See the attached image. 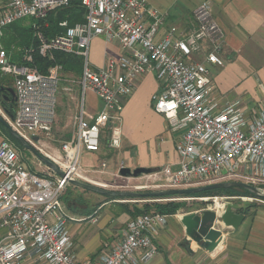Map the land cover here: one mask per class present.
Masks as SVG:
<instances>
[{
  "label": "built area",
  "instance_id": "1",
  "mask_svg": "<svg viewBox=\"0 0 264 264\" xmlns=\"http://www.w3.org/2000/svg\"><path fill=\"white\" fill-rule=\"evenodd\" d=\"M73 2L83 9V21L72 26L67 21L59 23L63 32L51 38L35 30L36 51L42 57L58 52L80 58L82 98L92 92L102 110L89 122L81 102L75 138L62 143L54 157L37 150L63 177L49 169L41 175L30 173L13 144L5 138L0 141V229L4 232L0 264H149L158 253L156 238L169 220L154 212L130 219L116 238L102 243L95 258H77L61 199L71 181H88L81 166L82 153L99 152L104 132L107 147L119 148L121 103L133 94L141 76L152 73L160 85L159 93L152 97L153 110L178 135V170L165 167L159 172L167 187L178 190L239 182L263 192L264 110L248 113L237 103L219 108L209 66H223L219 54L224 40L208 1L193 11L191 31L172 26L158 39L163 15L145 0H0V40L6 28L21 20L33 21L34 28L40 22L47 27L48 14ZM97 38L116 43L120 51L117 57L107 55L101 69L92 68L88 59L90 44ZM22 61L11 62L0 44V73L12 77L15 96L14 114L12 118L7 115L4 123L31 145L37 133L49 135L52 131L62 69L55 66L47 74L38 72L31 66L29 51ZM101 168H106L105 163ZM225 199H201L211 202L195 213L211 210L220 215ZM218 201L223 202L219 213L213 208ZM75 221L97 223L94 216Z\"/></svg>",
  "mask_w": 264,
  "mask_h": 264
},
{
  "label": "crops",
  "instance_id": "2",
  "mask_svg": "<svg viewBox=\"0 0 264 264\" xmlns=\"http://www.w3.org/2000/svg\"><path fill=\"white\" fill-rule=\"evenodd\" d=\"M145 1L163 15L164 24L159 31L158 39L172 26L185 33L191 31L194 27L193 11L200 3L208 1L213 19L220 28L224 40L223 49L219 54L223 66H209L214 86L213 96L219 108L237 103L248 113L264 110V0ZM204 46L206 47L205 44ZM107 55L114 57L120 55L117 44L107 43L99 38L94 39L90 44L88 55L92 68L101 69ZM14 61H17V57ZM61 72L65 73L62 70ZM10 82L12 84V80L0 76V87L10 89ZM63 83L70 82L61 79L60 91L62 88L67 92H73L70 98L59 93L52 130L56 129L67 142L76 136V117L81 102L84 103L86 120L89 122L102 110V104L92 92H88L91 102L86 108L84 97L80 101L79 84L75 87L72 83L69 85ZM159 91L160 85L152 73L144 74L137 80L133 94L121 103L119 148L109 149L107 143L106 145L102 143L105 152L99 153V150L97 156H91L88 160L90 165L94 160L98 161L100 157H105L103 160L110 165L107 166L110 172L119 171L121 168L131 170L145 168L156 172H160L165 167L170 168L172 172L178 170L179 157L175 152L178 135L170 132L167 121L155 113L152 107V97ZM65 121H67L66 128L57 124ZM5 137L6 134L0 127V141ZM34 140L37 141V138ZM21 160L25 165L22 158ZM26 169L30 173L36 171H30L27 167ZM47 170L48 168L44 173ZM1 216L0 214V218ZM90 217L92 216L85 218ZM94 217L97 219V213ZM103 217L100 215L101 219L99 221L97 219V229L92 234L85 230L86 227H80L82 223L68 224L72 236V248L80 261L95 258L102 243L106 239L112 241L122 230L110 215ZM130 219L127 215L123 216L119 223L122 222L124 227ZM180 219L181 217L178 223L174 222L173 230L166 226L159 233L156 238L157 243L155 241L159 255L151 264H264V214L250 218L247 213L244 222L236 231L222 228V242L212 254L205 253L195 244L192 245V254L187 252L184 246L187 237ZM215 227L221 229V225L215 224ZM115 230L116 232H112ZM3 234V230L0 229V239ZM101 236L103 242H100Z\"/></svg>",
  "mask_w": 264,
  "mask_h": 264
},
{
  "label": "rangeland",
  "instance_id": "3",
  "mask_svg": "<svg viewBox=\"0 0 264 264\" xmlns=\"http://www.w3.org/2000/svg\"><path fill=\"white\" fill-rule=\"evenodd\" d=\"M25 20H28V19H25ZM21 21H24V20H21ZM70 22H71V19H70ZM27 24H28L27 22H24V23L21 22L20 24L18 22L16 23V25H19V27H21V28L26 26ZM13 31L14 30L11 29L9 31L4 32V36L0 40V44L2 46V49L5 50L9 54L11 61L13 63L17 64V61L12 60V58L15 55L17 57L21 52H23L22 47L12 46V48H9V49L7 48V43L9 41V37L14 36ZM19 57L21 58L22 55H20ZM0 76L5 77L8 80H12V77L4 76L1 73H0ZM60 78L63 80L64 79L68 80L75 87H77L80 76L68 74V73L63 74L61 72ZM70 83H63V84L69 85ZM9 85L11 86L10 87V89H11L12 88L11 82ZM60 92L63 93L64 95H67L66 97L69 96V98H70V96H71L70 94H72L73 91L67 92V91L63 90L62 88L60 91V83H59L58 92H57V99H59V95H60L59 93ZM88 92H90V91H87L86 95L84 96L86 108H88V105L91 102V100L89 99V95H88L89 93ZM0 99H1V97H0ZM81 99H82V94L80 93V101H81ZM0 116L2 117L3 121L6 122V118H8V116L2 110L1 102H0ZM57 124H60V126L62 128L67 127L66 126L67 121L63 122L62 124L58 122ZM0 127L5 130V132H6L5 139L10 141L13 144L15 151L23 159L25 166L27 168H29L30 171L36 170V171H33V173L36 175H41V173H44V171L46 170V167L43 164H41L35 158V156L33 154H31L27 149H25L24 146L19 144V142L13 138L10 134V131L7 128H5L1 124H0ZM26 134L30 135L31 132L26 131ZM37 135H39V136H36L37 141H31L32 142L31 145L29 143H27V144L30 147H32L33 149H35L36 151L37 150L42 151V153H46L52 157H54L55 155L57 156L59 154L61 144L66 141V138L64 136H62L61 134L57 133L56 129H53L49 135H40L39 133H37ZM102 139L106 141V139H107V133L106 132L103 133ZM103 145L101 146L99 153L105 152L103 149L104 148ZM97 153H88L85 151L82 153L81 166H82V169L85 170L86 177L88 179V181L84 182V183L94 185V186H98V187H100V185H101V187H103L107 191L120 192V193L144 194V193H156V192H161V191L173 190V189L167 187L165 179L162 177L161 174H159V172H156V171H153V173L150 175H141L137 178H132V177L125 178V177H121L118 174V172H119L118 170L113 171V172L108 171L109 168L107 169V166L109 167L110 165H108L106 163V161L103 160V158H105V157H100V159L98 161L94 160L93 163L90 165V163H88V160L93 155L97 156ZM100 156H102V155H100ZM103 163H105V165H106V168H104V169L101 168V164H103ZM35 166H37V167L35 168ZM115 168H116V165H115ZM263 193H264V191H263ZM62 197H63L61 199L62 200V211H63V213H65L69 217V219H68L69 224L82 223V225H80V227L81 228L86 227L85 230L87 229V232L89 231V233H91V234L94 233V231H96V229H97L96 227H97L98 223L90 224L88 222L85 223V221L84 222H76L75 221V220H77L79 218H83V217H84L83 219H87L85 217L90 216V215H85V213L88 210L91 212L93 210H96L98 221H99V219H101L100 215L102 217L106 216V215H110L112 217L113 221L117 222L118 227L120 229H123L122 222L119 223V221H121L122 217L126 216V215L129 219L131 218V216H129L127 214L126 209H128L130 211L137 210L138 213H142L145 211V205H148L150 212L158 213L154 210L153 205L171 203L174 205H178V209L174 215H172V216L166 215L170 218L168 220V223H167V228L173 230L174 222L175 221H176L175 223L179 222V216L199 212L202 209L208 208L209 203L211 201H209V200L201 201V199H205V198H218L219 199L220 198V197L174 196V197H164L161 199L132 197V198H117V199L113 200L112 198L101 196V195L95 194L93 192L83 190L81 188H74L71 185H68L66 187ZM65 197H66V200H65ZM191 198H198V199H191ZM225 198H226L225 199L226 202H232L230 200L233 198H250L251 201L249 203L252 206H251V210L249 213V217L255 218L258 216H262L264 214V200L256 199L251 194H244V196H238V197L228 196ZM233 203H239V200H233ZM98 214H100V215H98ZM138 215H140V214H138ZM91 216H95V215H91ZM71 218L75 219V220H71ZM218 225L220 226L221 224L218 223ZM108 226H109V224L107 225V227ZM179 231L181 234V230H179ZM112 232H116V230L112 231ZM113 234L116 235V233H113ZM181 236H182V234H181ZM101 237L102 238L100 239V242H103V240H104L103 236H101ZM106 240H105V242L110 241L109 239H106ZM156 243H157V241H156ZM181 243H183V241H181ZM181 246H183V245L181 244ZM158 255H159V253H157L156 257ZM156 257L154 258V260L156 259ZM154 260L152 262H155Z\"/></svg>",
  "mask_w": 264,
  "mask_h": 264
},
{
  "label": "water",
  "instance_id": "4",
  "mask_svg": "<svg viewBox=\"0 0 264 264\" xmlns=\"http://www.w3.org/2000/svg\"><path fill=\"white\" fill-rule=\"evenodd\" d=\"M3 92V93H2ZM0 96L3 101H7L9 95L12 97L14 102L15 96L12 89H4L0 87ZM7 94V95H5ZM2 105V104H1ZM12 118V115H9ZM0 123L6 125L0 116ZM7 127V126H6ZM9 130V129H8ZM10 131V130H9ZM11 136L16 139L22 146L25 147L35 158L48 168L52 173L57 176L63 177V173L57 168L50 160L40 155L35 149L30 147L25 143L18 135L10 131ZM153 173L151 169L145 168H136L134 170L128 168H121L118 174L121 177H132L137 178L141 175H150ZM71 185L81 188L86 191L93 192L95 194L109 197V198H132V197H141V198H150V199H160L164 197H174V196H190L201 193H206L214 190H225L229 188H238L247 191L256 199L264 200V193L259 189L239 182H227V183H217L201 187L188 188V189H178V190H167L156 193H144V194H133V193H120L107 191L103 187H98L90 185L81 181H71ZM219 205H223L222 201H218ZM251 204L248 201H242L240 203L227 202L225 204L224 210L220 215H217L214 211L204 210L200 214L190 213L185 214L180 219V224L184 229L186 235V240L184 242L185 249L188 253L192 254V245H197L202 251L207 254H212L219 244L222 242V228H230L236 231L244 222L246 218V212L251 209ZM221 224V229H217L215 224Z\"/></svg>",
  "mask_w": 264,
  "mask_h": 264
},
{
  "label": "trees",
  "instance_id": "5",
  "mask_svg": "<svg viewBox=\"0 0 264 264\" xmlns=\"http://www.w3.org/2000/svg\"><path fill=\"white\" fill-rule=\"evenodd\" d=\"M84 11L83 9L79 6L78 3L73 2L71 3L68 7L63 8L61 10L54 11L50 14L47 15L44 23L47 24V27L41 26L43 22L36 23V26L38 28L33 27V21L31 20H24L18 22L19 24L22 22H27L28 24L24 27H19V25H16L14 23L13 25L9 26L6 28V31L9 30H14V36L9 37V41L7 43V48H12V46H18L22 47L23 52H21L17 56V64H21L22 57L25 53V51H29V54H31L32 62L31 66L36 68L38 72L42 74H47L48 70L50 68H53L55 66H60L62 71L68 74H74V75H81V69H82V61L80 58L69 55V54H63V53H58L54 52L52 57H42L39 55V53L36 51V47L38 45V41L35 38V30H40L43 35L46 38H51L54 37L60 33L63 32V29L59 27V23L63 21H67L69 26L74 25L75 23L82 22V17H83ZM71 19V22H70ZM32 23V24H31ZM40 26V28H39ZM8 54V53H7ZM22 55L20 58L19 56ZM16 55L12 60H14ZM12 62V61H11ZM5 89V88H4ZM3 93V92H2ZM1 93V95H2ZM14 107L15 104L14 102L10 105H1L2 110L9 116L14 114ZM1 124V123H0ZM3 125V124H1ZM5 128L6 125H3ZM8 129V128H7ZM4 132L5 130L2 129ZM6 134V132H5ZM106 144L105 140H102L101 144ZM20 144V143H19ZM74 188H77L73 185H71ZM244 194H249L247 191L243 189H238V188H229L225 190H214V191H209L206 193H201V194H196V195H190V196H185V197H238V196H244ZM63 198V197H62ZM113 200L117 198H112ZM161 199V198H160ZM66 200V197H65ZM154 210L162 215H169L172 216L176 213L178 209V205L174 204H155L153 205ZM136 211V212H135ZM135 211H130L126 209V212L129 216L134 218L138 214H145V213H150L148 205H145V211L142 213H138L137 210ZM96 210L87 211L85 215H95Z\"/></svg>",
  "mask_w": 264,
  "mask_h": 264
},
{
  "label": "flooded vegetation",
  "instance_id": "6",
  "mask_svg": "<svg viewBox=\"0 0 264 264\" xmlns=\"http://www.w3.org/2000/svg\"><path fill=\"white\" fill-rule=\"evenodd\" d=\"M5 95H7V94H5ZM0 96H1V94H0ZM7 97H8V100L7 101H3L2 99H0V102H1V104L2 105H7V106H10L12 103H13V99H12V97H10L9 95H7ZM250 210L251 209H249L247 212H246V215H247V213H250Z\"/></svg>",
  "mask_w": 264,
  "mask_h": 264
},
{
  "label": "bare ground",
  "instance_id": "7",
  "mask_svg": "<svg viewBox=\"0 0 264 264\" xmlns=\"http://www.w3.org/2000/svg\"><path fill=\"white\" fill-rule=\"evenodd\" d=\"M213 208H214L215 211H217L219 213L220 210L223 208V205L221 206V205L218 204V202H216L214 204V207Z\"/></svg>",
  "mask_w": 264,
  "mask_h": 264
}]
</instances>
